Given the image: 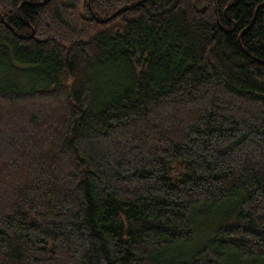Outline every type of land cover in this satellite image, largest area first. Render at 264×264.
<instances>
[{
	"label": "trees",
	"instance_id": "trees-1",
	"mask_svg": "<svg viewBox=\"0 0 264 264\" xmlns=\"http://www.w3.org/2000/svg\"><path fill=\"white\" fill-rule=\"evenodd\" d=\"M0 264H264V0H0Z\"/></svg>",
	"mask_w": 264,
	"mask_h": 264
}]
</instances>
